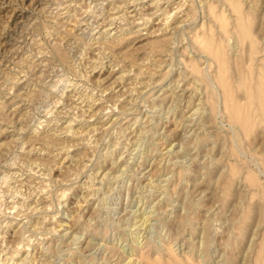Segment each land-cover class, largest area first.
Listing matches in <instances>:
<instances>
[{
  "label": "rangeland",
  "instance_id": "obj_1",
  "mask_svg": "<svg viewBox=\"0 0 264 264\" xmlns=\"http://www.w3.org/2000/svg\"><path fill=\"white\" fill-rule=\"evenodd\" d=\"M0 264H264V0H0Z\"/></svg>",
  "mask_w": 264,
  "mask_h": 264
}]
</instances>
